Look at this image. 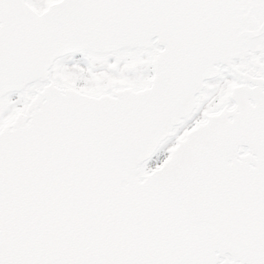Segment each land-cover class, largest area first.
Masks as SVG:
<instances>
[{"label": "snow or ice", "instance_id": "6c2138e0", "mask_svg": "<svg viewBox=\"0 0 264 264\" xmlns=\"http://www.w3.org/2000/svg\"><path fill=\"white\" fill-rule=\"evenodd\" d=\"M0 264H264V0H0Z\"/></svg>", "mask_w": 264, "mask_h": 264}]
</instances>
